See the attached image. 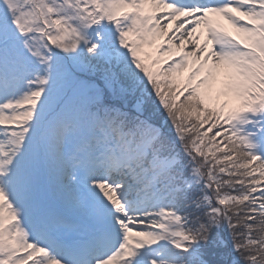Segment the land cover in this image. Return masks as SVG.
Here are the masks:
<instances>
[{
	"label": "snow or ice",
	"instance_id": "snow-or-ice-1",
	"mask_svg": "<svg viewBox=\"0 0 264 264\" xmlns=\"http://www.w3.org/2000/svg\"><path fill=\"white\" fill-rule=\"evenodd\" d=\"M0 264H264V0H0Z\"/></svg>",
	"mask_w": 264,
	"mask_h": 264
},
{
	"label": "rangeland",
	"instance_id": "rangeland-1",
	"mask_svg": "<svg viewBox=\"0 0 264 264\" xmlns=\"http://www.w3.org/2000/svg\"><path fill=\"white\" fill-rule=\"evenodd\" d=\"M173 30H174V29H173ZM169 34H171V33H169ZM165 59H167V58H165ZM184 75L186 76V75H187V73H185Z\"/></svg>",
	"mask_w": 264,
	"mask_h": 264
},
{
	"label": "trees",
	"instance_id": "trees-1",
	"mask_svg": "<svg viewBox=\"0 0 264 264\" xmlns=\"http://www.w3.org/2000/svg\"><path fill=\"white\" fill-rule=\"evenodd\" d=\"M226 244H228V241H227V239H226Z\"/></svg>",
	"mask_w": 264,
	"mask_h": 264
}]
</instances>
